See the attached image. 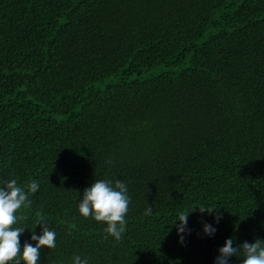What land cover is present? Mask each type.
Returning <instances> with one entry per match:
<instances>
[{"label":"trees","instance_id":"1","mask_svg":"<svg viewBox=\"0 0 264 264\" xmlns=\"http://www.w3.org/2000/svg\"><path fill=\"white\" fill-rule=\"evenodd\" d=\"M12 179L39 184L21 247L37 213L56 233L39 264H215L228 238L264 240V0H0ZM94 180L127 186L120 241L79 212Z\"/></svg>","mask_w":264,"mask_h":264},{"label":"clouds","instance_id":"2","mask_svg":"<svg viewBox=\"0 0 264 264\" xmlns=\"http://www.w3.org/2000/svg\"><path fill=\"white\" fill-rule=\"evenodd\" d=\"M25 188L18 186L15 179L0 182V264H9V262L21 264V259L18 257L22 258L24 264H39L41 250L45 247L47 249L56 247V233L50 230L47 222L39 213L36 215L34 229L36 226H40L41 234H35L34 229H32L31 235V241L35 242V246L25 242L21 247L20 236L28 228L13 226L28 220L29 217L18 214V210L22 206L25 208L30 206L29 197L38 191L39 184L37 181H32ZM127 191L126 184L121 180H116L114 185L112 181L94 180L83 191L82 200L79 201V212L85 218L92 215L96 221L106 222L108 227L105 231L113 236L116 241H120L126 230L124 227L125 214L128 212L130 204ZM195 209H198L200 213L213 214L215 212L217 223L222 218L216 208L201 205ZM191 212H181L172 224L176 226L181 243L184 241L182 234L187 231L188 216ZM151 214L152 209L149 206L145 215ZM177 220L180 221L178 225H176ZM203 231L205 235L211 237L214 236L216 229L205 223ZM218 252L219 255L215 259V264H228L229 259L233 256H242V264H264V240L261 239H256L252 243L245 241L234 246V239L228 238ZM74 264H87V260L75 256Z\"/></svg>","mask_w":264,"mask_h":264}]
</instances>
